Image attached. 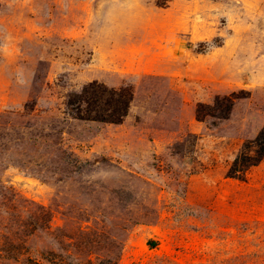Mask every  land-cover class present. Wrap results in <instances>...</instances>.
Wrapping results in <instances>:
<instances>
[{"label": "rangeland", "instance_id": "374dc122", "mask_svg": "<svg viewBox=\"0 0 264 264\" xmlns=\"http://www.w3.org/2000/svg\"><path fill=\"white\" fill-rule=\"evenodd\" d=\"M263 130L264 0H0V264H264Z\"/></svg>", "mask_w": 264, "mask_h": 264}, {"label": "trees", "instance_id": "16d2710c", "mask_svg": "<svg viewBox=\"0 0 264 264\" xmlns=\"http://www.w3.org/2000/svg\"><path fill=\"white\" fill-rule=\"evenodd\" d=\"M131 100L132 94L128 88L109 89L103 84L91 82L79 92L68 95L67 105L78 119L119 124L126 116ZM199 112V109L196 110L197 114ZM263 158L264 130L252 142L244 144L226 176L242 180L246 171L258 165Z\"/></svg>", "mask_w": 264, "mask_h": 264}]
</instances>
